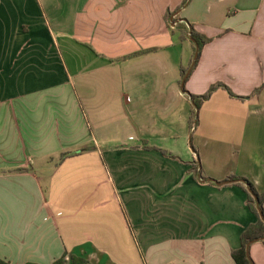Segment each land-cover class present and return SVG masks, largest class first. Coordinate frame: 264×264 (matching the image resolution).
Returning <instances> with one entry per match:
<instances>
[{"label":"crops","instance_id":"0c3cea01","mask_svg":"<svg viewBox=\"0 0 264 264\" xmlns=\"http://www.w3.org/2000/svg\"><path fill=\"white\" fill-rule=\"evenodd\" d=\"M230 176L264 192V0H0V258L236 264L258 218Z\"/></svg>","mask_w":264,"mask_h":264},{"label":"trees","instance_id":"16d2710c","mask_svg":"<svg viewBox=\"0 0 264 264\" xmlns=\"http://www.w3.org/2000/svg\"><path fill=\"white\" fill-rule=\"evenodd\" d=\"M188 2V0H186ZM185 34L184 38L187 40L189 37L187 36V33L191 32V37L194 39V41L197 43L199 46V56L198 60L194 66V68L198 65L201 53L204 49V47L210 42L209 39L206 37L202 36L199 34L195 27L193 25H190V28L188 29L187 27L184 28ZM191 30V31H190ZM150 51H144V52H139L133 55H130L128 57H125L124 60H129L144 54L149 53ZM189 69H182V77H185L186 74L188 73ZM224 88L227 91H229L230 95L232 97H237L235 96L226 86L224 85H215L213 86L207 94L203 96H195V95H190L192 103L194 105V112L192 115V125H197L198 124V113L197 110L199 111L200 108L202 107L203 103L207 100H209L212 96V94L217 91L218 89ZM240 98V97H239ZM194 152L198 155V151L194 148ZM67 155H63L62 160L65 159ZM194 171L195 175L199 176V162L194 163ZM225 182H231L230 184L239 186L241 187L248 195V206L251 210V212L258 218V222L255 225L250 226L241 236V249L237 252L233 253V258L236 262V264H253V262L247 258L246 255V249L247 246L251 243L254 242L258 239H263L264 238V222L261 218L262 213L264 217V192L259 193L255 186L249 182L248 180L244 178H240L237 176H230L228 177ZM259 202V205H258ZM0 264H12L10 261L4 260L0 258ZM26 264H37V263H26ZM52 264H90V261L83 257V256H77V255H70L68 252H65L63 256L57 260H55Z\"/></svg>","mask_w":264,"mask_h":264},{"label":"rangeland","instance_id":"374dc122","mask_svg":"<svg viewBox=\"0 0 264 264\" xmlns=\"http://www.w3.org/2000/svg\"><path fill=\"white\" fill-rule=\"evenodd\" d=\"M41 181H42V186L44 187V193L47 194L48 191V185L46 184V180H47V174L40 172L38 173ZM42 236L39 238V242L41 244V252H39L38 255L40 256H46V258L49 260L50 259V255H52V237L48 236V229L47 228H42ZM30 241H32V237H29V240L27 241V243H29ZM38 247L35 246L34 251H37Z\"/></svg>","mask_w":264,"mask_h":264},{"label":"water","instance_id":"95a60500","mask_svg":"<svg viewBox=\"0 0 264 264\" xmlns=\"http://www.w3.org/2000/svg\"><path fill=\"white\" fill-rule=\"evenodd\" d=\"M190 31H191V30H190ZM189 39L195 44V47H196V53H195V56H194L193 64H192L191 68L189 69L188 73L186 74V76H185L184 79H183V82H182V88H183V89H184V87H185L186 80L188 79L189 74H190L192 68L195 66V64H196V62H197V60H198V56H199V46H198L197 43L194 41V39L191 37V32H190V34H189ZM197 113H198V110H197ZM214 183H216L218 186H223V185H228V184H230L231 182H223V183L214 182ZM258 205H259V202H258ZM260 214H261V218H262V220H263V222H264V217H263V215H262L261 212H260ZM260 240H264V238H263V239H260ZM256 241H259V240H256ZM256 241H254V242H256ZM254 242H251V243L247 246V249H246V255H247V258H248V259H250V248H251V246H252V244H253Z\"/></svg>","mask_w":264,"mask_h":264}]
</instances>
